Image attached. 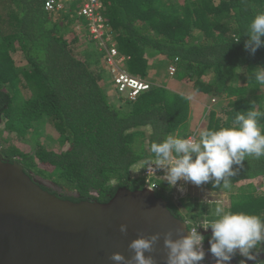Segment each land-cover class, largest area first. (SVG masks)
Returning <instances> with one entry per match:
<instances>
[{"label":"trees","instance_id":"1","mask_svg":"<svg viewBox=\"0 0 264 264\" xmlns=\"http://www.w3.org/2000/svg\"><path fill=\"white\" fill-rule=\"evenodd\" d=\"M100 1L125 71L150 85L133 100L115 90L104 53L89 47L82 20L45 12L43 0H0L1 156L60 192L41 182L43 190L74 203H107L120 188L142 189L143 180L131 170L154 163L151 144L168 134H192L190 100L162 85L168 82L162 74L155 75L159 84L146 80L158 63L194 94L214 101L203 128L229 127L238 111H264V86L254 79L255 68L264 67V47L255 55L243 47L264 0ZM112 89L118 106L110 101ZM44 127H50L54 150L39 140ZM259 127L264 132V118ZM230 180L228 189L211 182L207 188L227 194L228 209L264 218V157L246 158ZM156 183L155 197L188 222V230L214 218V205L192 203L188 196L175 204L167 195L172 187Z\"/></svg>","mask_w":264,"mask_h":264},{"label":"water","instance_id":"2","mask_svg":"<svg viewBox=\"0 0 264 264\" xmlns=\"http://www.w3.org/2000/svg\"><path fill=\"white\" fill-rule=\"evenodd\" d=\"M39 183L0 153V264H114L113 253L131 259L130 242L157 233L159 240L145 255L166 264L165 234L172 232L173 240L188 235L186 223L147 188H120L107 203H74Z\"/></svg>","mask_w":264,"mask_h":264},{"label":"clouds","instance_id":"3","mask_svg":"<svg viewBox=\"0 0 264 264\" xmlns=\"http://www.w3.org/2000/svg\"><path fill=\"white\" fill-rule=\"evenodd\" d=\"M245 35L248 38L244 42V50L255 55L258 49L264 47V12L250 20ZM255 69L257 85L264 86V67L257 66ZM260 118H264V111L253 108L246 112L238 111L229 127L203 128L197 135L186 138L168 134L162 142H153L150 146L155 166L166 168L164 179L172 187L171 190L180 180L196 186L211 182L213 188L222 186L228 189L230 178L237 174L246 158L264 157V132L259 127ZM149 163L152 166V162ZM143 188H146L145 185ZM180 190L183 191V188ZM213 217L204 222L201 229H189L187 236L177 240L171 238L172 232L166 233V264H205L209 253L215 264H231L237 254L243 257L239 264H248L249 261L260 264L257 257L264 251L257 249H264V218L242 211L234 212L223 203L215 205ZM185 223L187 226L188 222ZM120 231L126 233L127 225L121 224ZM209 233L211 235L205 244L204 235ZM159 237V233L150 237L139 236L129 244L134 252L131 259L119 252L113 253L110 259L114 264H125L126 261L127 264H154V258L145 253L153 251Z\"/></svg>","mask_w":264,"mask_h":264},{"label":"built area","instance_id":"4","mask_svg":"<svg viewBox=\"0 0 264 264\" xmlns=\"http://www.w3.org/2000/svg\"><path fill=\"white\" fill-rule=\"evenodd\" d=\"M78 4V9L72 6ZM43 9L50 14H71L76 16L84 22L85 28L88 33L89 40L96 46L102 53H104V60L110 69L113 79L114 88L117 93L133 100L142 92L150 89L149 83L142 81L136 77L129 75L123 66L124 57L120 56L117 51L116 45L111 41L108 34V27L101 16V1L100 0H43ZM170 73L174 72L169 69ZM191 135H195L192 133ZM166 168L152 166L148 163L141 174L143 184L149 190L157 188L156 180L166 181ZM204 248V244H203Z\"/></svg>","mask_w":264,"mask_h":264},{"label":"rangeland","instance_id":"5","mask_svg":"<svg viewBox=\"0 0 264 264\" xmlns=\"http://www.w3.org/2000/svg\"><path fill=\"white\" fill-rule=\"evenodd\" d=\"M15 60H16L17 67L18 66L21 67L24 65V62L22 61L21 56H19L18 54L15 56ZM150 73L151 74L146 79L147 81H154L156 84L157 83L159 84L158 80L161 77L158 78L155 75H158V74L161 75L162 74L164 76V78L168 79V82L163 83L162 85L169 87V89H171L175 92H181L183 95H185L190 100V121H189L190 128H189V132L197 135L199 130L203 129L205 115H206L207 111H209L210 108L214 105V101L213 100L208 101V99H206L204 97V95L194 94L188 85L186 87L185 85H182L179 82L175 81L173 76L169 77L168 69L164 63H158L156 65V69L154 71H151ZM153 76H155V77H153ZM156 78H158V80ZM166 79H164V80H166ZM109 96H110L111 103L118 106L119 104L117 103V101L115 99L116 96L114 95V93L110 92ZM219 116H220V113H219ZM49 130H50V127H44L43 133L41 135H39V140L43 142V144L45 145L44 147H46L48 149L52 148L54 150V145H52V143L49 141L50 137H51L48 134ZM5 137H9V136L5 135ZM35 178L38 181H40V183L45 182L42 184H44L46 187L53 188L58 193L60 192V190L57 187H55L54 185L49 184L48 182L42 180L39 177H35ZM177 183L178 184L176 186H173V190H171V192H169L167 194L168 197L171 198V200L175 204H177L179 202L180 198L184 199L185 196H188L190 198V200L192 201V203H195V204H207V205L212 204L215 206L217 203H223V205L226 208H229L228 195L223 194L221 192L209 191V189L207 188V183L203 184L201 186H196L190 182H185L183 180H180ZM180 184H183V185L181 186ZM181 187L183 188V191L180 190ZM179 207L180 206L178 204V208ZM179 210L181 212H183V214L187 212L186 209H183L181 207Z\"/></svg>","mask_w":264,"mask_h":264},{"label":"flooded vegetation","instance_id":"6","mask_svg":"<svg viewBox=\"0 0 264 264\" xmlns=\"http://www.w3.org/2000/svg\"><path fill=\"white\" fill-rule=\"evenodd\" d=\"M258 251H264V249H261V250L259 249ZM207 253H209V252L207 251ZM212 258H213L212 255L209 253V255H207V258H206L209 264H215V260H212ZM240 259H243V257L242 258H235L234 257L231 261V264H239ZM257 259L259 260L258 263L261 262L262 260H264V252H261L258 255ZM248 264H255V262L249 261Z\"/></svg>","mask_w":264,"mask_h":264},{"label":"crops","instance_id":"7","mask_svg":"<svg viewBox=\"0 0 264 264\" xmlns=\"http://www.w3.org/2000/svg\"><path fill=\"white\" fill-rule=\"evenodd\" d=\"M88 43H89V47L90 48L91 47L94 48V45H93L92 42H88ZM108 91H110V89ZM112 91H113V89L111 90V93H112ZM109 94H110V92H109ZM142 172H143V166L142 165L141 166H136V167L132 168V170H131V176L134 177V178L141 179Z\"/></svg>","mask_w":264,"mask_h":264}]
</instances>
